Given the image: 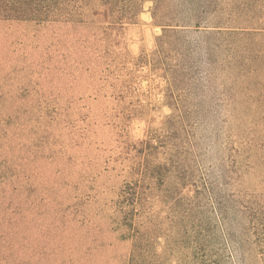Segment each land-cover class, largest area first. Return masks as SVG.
Segmentation results:
<instances>
[{
	"label": "rangeland",
	"instance_id": "rangeland-1",
	"mask_svg": "<svg viewBox=\"0 0 264 264\" xmlns=\"http://www.w3.org/2000/svg\"><path fill=\"white\" fill-rule=\"evenodd\" d=\"M259 4L252 25L264 24ZM162 31L151 1L122 26L99 1L48 20L0 18V264H129L115 202L129 143L171 113L146 62ZM248 83L206 165L235 160L228 192L264 197V62Z\"/></svg>",
	"mask_w": 264,
	"mask_h": 264
},
{
	"label": "trees",
	"instance_id": "trees-1",
	"mask_svg": "<svg viewBox=\"0 0 264 264\" xmlns=\"http://www.w3.org/2000/svg\"><path fill=\"white\" fill-rule=\"evenodd\" d=\"M93 1L121 26L151 1L163 29L146 62L171 113L129 143V179L115 202L129 264H264V197L249 186L228 192L235 160L206 165L225 108L264 62V44L252 40L264 39V24L252 25L260 0H0V18L48 20ZM241 14L247 22L232 23Z\"/></svg>",
	"mask_w": 264,
	"mask_h": 264
}]
</instances>
